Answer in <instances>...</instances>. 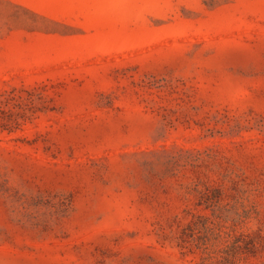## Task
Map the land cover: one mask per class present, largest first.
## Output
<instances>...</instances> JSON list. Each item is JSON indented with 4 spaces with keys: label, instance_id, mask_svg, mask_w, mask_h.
Segmentation results:
<instances>
[{
    "label": "rangeland",
    "instance_id": "374dc122",
    "mask_svg": "<svg viewBox=\"0 0 264 264\" xmlns=\"http://www.w3.org/2000/svg\"><path fill=\"white\" fill-rule=\"evenodd\" d=\"M223 255L264 264V0H0V264Z\"/></svg>",
    "mask_w": 264,
    "mask_h": 264
},
{
    "label": "trees",
    "instance_id": "16d2710c",
    "mask_svg": "<svg viewBox=\"0 0 264 264\" xmlns=\"http://www.w3.org/2000/svg\"><path fill=\"white\" fill-rule=\"evenodd\" d=\"M207 219V217H205ZM188 232H185V237L182 236V241H190L193 244H195L198 248H201L203 252L206 253L205 257H208L211 255L213 250L209 248V237L208 234L212 231V227L209 225H206L205 223H198L196 221H193L191 223H188L186 226ZM190 237V239L186 238ZM239 240V236H234V240L231 243L225 244L224 247H222L220 252L228 253L229 250H238L241 249L242 245L239 244L237 241ZM245 249L250 250V247L243 246ZM216 251V250H215ZM225 261L229 263H236L234 260H227L226 256H222Z\"/></svg>",
    "mask_w": 264,
    "mask_h": 264
}]
</instances>
